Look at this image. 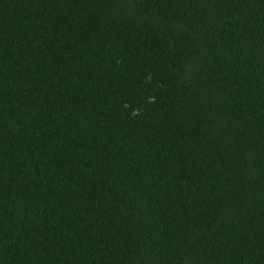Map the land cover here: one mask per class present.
Masks as SVG:
<instances>
[{"label": "trees", "instance_id": "obj_1", "mask_svg": "<svg viewBox=\"0 0 264 264\" xmlns=\"http://www.w3.org/2000/svg\"><path fill=\"white\" fill-rule=\"evenodd\" d=\"M0 264H264V0H0Z\"/></svg>", "mask_w": 264, "mask_h": 264}]
</instances>
